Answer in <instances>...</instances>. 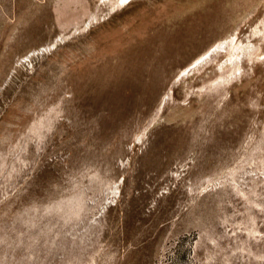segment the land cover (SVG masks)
I'll return each mask as SVG.
<instances>
[{"label":"rangeland","instance_id":"rangeland-1","mask_svg":"<svg viewBox=\"0 0 264 264\" xmlns=\"http://www.w3.org/2000/svg\"><path fill=\"white\" fill-rule=\"evenodd\" d=\"M0 264H264V0H0Z\"/></svg>","mask_w":264,"mask_h":264},{"label":"bare ground","instance_id":"bare-ground-1","mask_svg":"<svg viewBox=\"0 0 264 264\" xmlns=\"http://www.w3.org/2000/svg\"><path fill=\"white\" fill-rule=\"evenodd\" d=\"M121 1L122 2H125V1L128 2L130 0H121ZM238 41L236 40V37H233L231 39L223 40V41L217 43L205 55H203L201 58H199L192 66L186 68L183 71V73L181 74V76H187L192 71L198 70L208 63L217 62V61H219V66H218L219 71L231 69L234 66H238V68H239L240 65H242V63L244 61L245 52L251 46H248L249 43L247 44V46L244 44L245 45L244 46V45H242L241 42H238ZM45 48H41L40 50L36 51V53L33 55L38 56L40 54L47 53ZM221 56H225V58L220 60L219 58Z\"/></svg>","mask_w":264,"mask_h":264}]
</instances>
